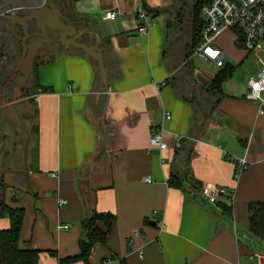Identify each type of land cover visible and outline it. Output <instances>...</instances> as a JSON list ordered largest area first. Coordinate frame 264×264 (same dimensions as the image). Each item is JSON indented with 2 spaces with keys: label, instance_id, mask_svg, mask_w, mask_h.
Segmentation results:
<instances>
[{
  "label": "crops",
  "instance_id": "1",
  "mask_svg": "<svg viewBox=\"0 0 264 264\" xmlns=\"http://www.w3.org/2000/svg\"><path fill=\"white\" fill-rule=\"evenodd\" d=\"M54 1L64 2L66 11L71 3L79 24L70 25L83 44L101 51L107 85L97 63L82 51L63 45L44 52V59L52 60L38 65L36 87L33 83L27 97H36L34 147L26 154L29 191L24 167L13 168L10 161L16 145L10 150L7 122L16 77L5 87L13 70L7 71L6 53L0 51V80L8 77L0 82V102L5 101L4 121L0 103V201L24 208L20 249L38 251V264L74 258L81 222L96 211L115 221L106 246L92 249L90 264L111 257L125 264H264L262 244L247 232V205L264 202V102L258 114V103L244 99L248 79L237 82L234 72L215 107V97L200 89L215 74L192 69L191 90H182L176 80L180 66L166 52L167 14L153 17L147 35L135 31L136 10H162L169 0ZM108 11L120 17L106 20ZM214 42L224 64L235 70L251 55L235 47L230 30ZM192 97L202 112H196ZM158 129L166 150L150 148L151 133ZM177 137L182 140L174 149ZM244 156L248 167L234 179L231 159ZM188 157L201 186L231 193V218L199 193L169 188L170 171L183 173ZM59 200L65 201L61 207ZM8 227V219L0 218V231Z\"/></svg>",
  "mask_w": 264,
  "mask_h": 264
},
{
  "label": "trees",
  "instance_id": "2",
  "mask_svg": "<svg viewBox=\"0 0 264 264\" xmlns=\"http://www.w3.org/2000/svg\"><path fill=\"white\" fill-rule=\"evenodd\" d=\"M210 1L211 0H193L192 3H189L184 2L183 0H172L171 5L164 12L168 16L166 22L167 46L171 48V45H173L171 39L172 37H175L173 35H177V32L182 33L184 31V39L189 37V41H184L183 43V50L185 54L183 61H185L186 58L191 57L194 52V49L199 45L200 32L202 28V19L200 17V11L202 6L208 4ZM49 2H51V0ZM68 11L69 20L67 21L72 23L75 20L73 19V10L71 3H69ZM146 12L155 17V15H157L160 11L148 10ZM235 47L238 50H241L242 44H240V41L239 43L235 41ZM51 60L52 58L47 61H40L34 66V82L36 80V69L38 65L43 64L45 62H50ZM234 71L235 67H232L228 64H224V66L219 69L215 73V75L210 79L208 86L205 88H200L204 92L210 93L212 96L215 97L216 102H214V107L217 102L222 98V84L232 76ZM7 79L8 77L4 79V82H6ZM34 87H36V83H34ZM25 96L28 97V94ZM195 99L194 97H192L189 101L194 103L196 112H202L199 104H197V100ZM27 101L29 107H33V99L30 97V99L28 98ZM11 110L12 111L9 117L10 122L8 121L7 123L10 126L12 138L15 139L17 138L16 136H19V130L17 127H22L23 125H18L19 122H13V119L19 121L18 117L21 114L17 117L18 112L16 111L15 113V110H13V108H11ZM25 110L28 111L27 106H25ZM197 122L200 126L202 120L198 119ZM13 143L14 141L11 145H13ZM16 144L17 143L15 142V145ZM11 153H15V151ZM188 164L189 157L184 163L185 171L183 173H179L172 168L167 179V185L169 186V188L179 190L181 192H191L193 194L199 193L200 195V192L204 187L201 186L199 182L193 179V176L189 171ZM13 166L15 167V165ZM0 187L4 188L2 183H0ZM230 201L231 193L226 192L225 194L220 196L219 199L214 203L215 207L219 210V212L227 218H231L232 213ZM4 217L8 219L9 227L6 230L0 231V264H38V251L31 249L21 250L19 247L20 232L24 217V208H11L4 202L0 201V218ZM114 221L115 217L110 213L92 211L81 222L82 231L81 236L78 240V255L74 258L62 260L60 261V264H69L76 262L90 264L89 258L92 249L95 246H106V239ZM247 232L262 244L264 252V202L250 203L247 205ZM108 261H112L115 264H125L123 261H116L113 257L109 258L108 260L102 259L100 264H104Z\"/></svg>",
  "mask_w": 264,
  "mask_h": 264
},
{
  "label": "built area",
  "instance_id": "3",
  "mask_svg": "<svg viewBox=\"0 0 264 264\" xmlns=\"http://www.w3.org/2000/svg\"><path fill=\"white\" fill-rule=\"evenodd\" d=\"M12 11L7 10L3 14H9ZM119 17L120 14L112 11L104 14V19L106 20H115ZM134 17L136 21L135 31L139 35H147L153 23V16L143 9H138ZM200 17L202 19L200 41L193 54L202 60L211 62L217 69H221L224 66L226 57L215 45L214 40L225 30L234 32L235 41L237 43L240 41V44H242L241 50L246 54L258 56L264 52V0H211L208 4L202 6ZM258 60L261 68L256 78L248 80L249 91L245 94L244 99L256 101L259 106L258 114H263L264 63L260 59ZM163 85L164 83L162 82L158 83L156 88L159 89ZM32 99L36 101V97ZM164 118L168 119L169 115L165 113ZM181 140L180 137L175 139L174 149L180 147ZM149 145L150 148L158 150L167 149L161 129L152 131ZM231 161L234 165L233 178L237 179L247 169L248 163L245 156L231 159ZM146 181L149 182L148 180ZM226 192L221 187L205 186L202 188L200 195L205 198L208 204L213 205ZM64 204L65 201H58L59 207Z\"/></svg>",
  "mask_w": 264,
  "mask_h": 264
},
{
  "label": "rangeland",
  "instance_id": "4",
  "mask_svg": "<svg viewBox=\"0 0 264 264\" xmlns=\"http://www.w3.org/2000/svg\"><path fill=\"white\" fill-rule=\"evenodd\" d=\"M50 1V0H49ZM53 1L52 4H54V7L57 10H60L64 13L60 14L62 15L64 20H69L68 16L66 17L65 14H67L69 11H66L65 7H64V2H59V1ZM184 2H189L192 3L193 0H183ZM172 0H169L168 6L166 8H162L159 9L160 12H158L159 14H163L165 12V10L171 5ZM69 10V9H68ZM69 24L71 22H68ZM73 25L77 26V24H79L78 22L73 21L72 22ZM3 27V28H2ZM6 27V24L3 21H0V51L5 52V57L2 60V62H6L5 58H8L7 62L9 63L7 65V71H12L13 70V66L15 65V62L18 58V56L20 55V48H19V41L21 38L20 35V31L16 30V34L15 36L9 41L7 39V33L6 32H1L2 29H4ZM49 36L50 35H55L53 32H48ZM175 37H172V43L173 45H171V48H169L168 46L166 47V52L169 53V55L174 58L177 63H178V67L179 68V74L177 73L176 75V80L180 81V85L183 84V87L181 86L182 90H191L190 84L192 83V69L194 71L197 70V72L200 73H204V74H215L218 69L216 67H214L212 64L208 63V62H203V61H199L197 58H192V57H188L185 59V61H183L184 58V46L183 43L184 41H189V37H187L186 39H184V31L181 32H177V35H173ZM184 39V40H183ZM264 44V42H263ZM56 50V49H54ZM3 56V55H2ZM45 56L42 55V57L39 60L40 61H45L47 60V58L44 59ZM260 59L263 63H264V52L259 54L257 57L254 55H250L247 57V59L244 61V64L240 67L237 68L234 72H235V79L238 82H243V80H249L250 78L254 79L256 78V76H250L253 75V73L255 72H259L261 65L259 63ZM5 60V61H4ZM5 80H0V82L2 83ZM178 81V82H179ZM33 83H34V75L32 74L29 78V80H27L24 83V87L22 89V93L20 94V100L19 102L16 103V111L18 112V115H24V122H23V128L21 126H18V130H19V136H16L17 138L13 139L12 138V133L9 130L8 132V144L10 145V150L12 147V142H16V148H15V153H12L10 158H13L11 160L12 165H15V167L17 168H23L24 167V145L26 143V154L27 157L29 155L30 150L34 147V143H33V138H34V134H35V128H34V124H35V118H34V110L33 107H29L28 105V101L26 100V96L28 93V90L30 87L33 88ZM25 97V98H24ZM25 105H27V109L28 111L25 110ZM30 109V110H29ZM13 122H17V120L13 119ZM16 129V127H15ZM27 135V136H26ZM21 138V139H20ZM20 139V140H19ZM19 142V143H18ZM14 152V151H13ZM31 153V152H30ZM13 167V166H11ZM13 167V168H15Z\"/></svg>",
  "mask_w": 264,
  "mask_h": 264
},
{
  "label": "water",
  "instance_id": "5",
  "mask_svg": "<svg viewBox=\"0 0 264 264\" xmlns=\"http://www.w3.org/2000/svg\"><path fill=\"white\" fill-rule=\"evenodd\" d=\"M18 1H21L23 5L30 9L29 14L23 18H17L16 14H10L7 16H2L3 19L8 20L12 25H17L21 28L22 38L20 40V47L22 50L20 61L17 67L13 70L9 81L5 84L7 87L11 80L16 76L17 73H21L23 75V81L25 82L28 79V76L33 72V58L35 57L36 50L40 47V43H36L33 46H26L25 42L31 37V34H28V23H33L34 26L41 32V37H43L44 41L48 43L47 40V29L52 32H56L59 34L60 41L62 45L71 47L83 52L84 57L86 59H92L97 63V69L100 73V77L103 83V86L106 87V69L103 66L101 51L95 46L85 45L81 42L76 41V32L74 28L71 27L70 24H65L62 20V16L59 11L51 4L45 3V0H4L3 5L0 6V15L2 14V10L6 7L14 8ZM26 50H29L26 53ZM25 65L26 69L21 71L19 66ZM14 96L11 103V107L13 104L20 100V90L19 88L13 89ZM1 117L4 121L5 117V101L2 97L1 99ZM16 113V110L14 111ZM100 122V121H99ZM101 124V122H100ZM105 128L102 127V133H104ZM103 137V136H102ZM23 178L22 181L25 184L26 188L31 191L30 184L28 182V172L26 170V143L24 145V168L22 171ZM11 208H17L18 206H14L8 201L6 202Z\"/></svg>",
  "mask_w": 264,
  "mask_h": 264
},
{
  "label": "flooded vegetation",
  "instance_id": "6",
  "mask_svg": "<svg viewBox=\"0 0 264 264\" xmlns=\"http://www.w3.org/2000/svg\"><path fill=\"white\" fill-rule=\"evenodd\" d=\"M3 2L4 0H0V6L3 5ZM45 3H48V4H51V2H49L48 0H45ZM7 10H13L12 13H9V14H3L5 11ZM29 11L30 9L27 8L25 5H23V3L21 1H18L17 4H16V7H14L13 9L12 8H9V7H6L2 10V15L0 16V21H3L5 24H6V27L4 29L1 30V32H6L7 33V39L10 41L16 34V30H19L20 31V35H21V38H22V31H21V28L17 25H12L8 20H5L3 19L2 16H7V15H10V14H16L17 18H23L25 16H27L29 14ZM62 20L65 24H69L67 20H64L63 17H62ZM28 26V34L30 35L31 34V37L25 42V45L28 46H33L34 44L36 43H40V47H38V49L36 50V54H35V57L33 58V68L34 66L39 62L38 59H40L42 57V55L44 54V52H48V54H51L50 51L52 50L53 47L55 46H62V43L60 41V37H59V34L56 33V32H53L55 35H50L48 34V32H52L51 30H48L47 29V32H46V35H47V40H48V43H46L43 39V37H41V32L34 26L33 23H28L27 24ZM3 28V27H2ZM77 38H76V41L77 42H81L82 43V40L81 38L79 37L78 34H76ZM20 38V40H21ZM19 48H20V55L18 56L16 62H15V65L13 66V70L17 67L19 61H20V56H21V53H22V50H21V47H20V41H19ZM29 50H26V53H28ZM44 56V55H43ZM8 58H5L6 62H5V65L7 66L9 63L7 62ZM4 63V62H3ZM20 70L21 71H24L26 69L25 65L23 66H19ZM11 76V74L9 75ZM15 81L13 82L14 83V88H19L20 90V94L22 93V89L24 87V83L26 82H21V80L23 81V75L21 73H17L16 76H15ZM17 103V102H16ZM16 103L12 105L11 108H13V110H16ZM27 106V105H25ZM17 117H18V113H17ZM19 122L18 125L20 124H23L24 122V115H20L18 117ZM15 144V142H14Z\"/></svg>",
  "mask_w": 264,
  "mask_h": 264
}]
</instances>
